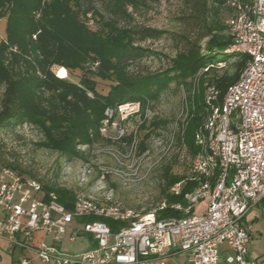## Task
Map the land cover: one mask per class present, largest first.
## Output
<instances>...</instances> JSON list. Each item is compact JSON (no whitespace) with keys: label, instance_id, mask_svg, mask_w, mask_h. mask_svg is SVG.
Wrapping results in <instances>:
<instances>
[{"label":"built area","instance_id":"1","mask_svg":"<svg viewBox=\"0 0 264 264\" xmlns=\"http://www.w3.org/2000/svg\"><path fill=\"white\" fill-rule=\"evenodd\" d=\"M226 4L232 42L225 52L247 58L222 99L220 89L207 79L209 66L192 78L193 92L203 95L204 115L195 134L198 150L189 173L196 185L186 193V204L165 198L148 210L136 211L109 193H82L69 210L55 191L45 192L39 180L0 167V239L9 248L32 252L37 264H166L172 253L184 256L188 264H219L223 249L231 252L227 264H263L246 257L250 232L242 220L264 200V0H226ZM194 98L186 101L185 121ZM140 110L137 100L108 107L101 133L124 144L123 138L133 134L128 147L136 149L142 121L130 132L127 122L140 116ZM97 169L101 179L110 172L125 179L133 175L103 164ZM180 191L181 182L171 187L172 193ZM201 202L205 210L196 213ZM166 208L180 210L184 216L160 218L159 212ZM91 215L98 218L81 220ZM102 218L125 225L113 230ZM88 235L92 244L80 251L69 252L62 245ZM19 261L31 264L29 256Z\"/></svg>","mask_w":264,"mask_h":264},{"label":"trees","instance_id":"2","mask_svg":"<svg viewBox=\"0 0 264 264\" xmlns=\"http://www.w3.org/2000/svg\"><path fill=\"white\" fill-rule=\"evenodd\" d=\"M157 0H0V17L6 18V39L0 41V84L4 91L0 102V128L31 125L43 137L38 141L42 148L62 154L66 160L86 158L99 143H116L101 133L103 120L108 118L106 109L125 101H140L139 129L146 130L137 144V154L150 148V140L160 136L158 129L166 127L168 120L154 118L147 126V111L161 89L172 80L189 86L194 75L209 66L207 79L220 89V99L226 88L239 76L246 56H239L231 64L233 72L225 68L220 72L217 63L232 39L224 26L213 19L226 0H180V32H172L146 25H128V8H139ZM98 17L99 30L90 26V19ZM168 35L175 43V53L165 54L166 65L157 72L131 66L146 57L161 55L140 42L159 39ZM58 68L68 71L80 69L79 80L72 81L57 75ZM93 77L113 81L110 89L100 92ZM204 103L200 92L194 98L185 122L176 134L177 143L185 146L191 156L198 146L195 134L203 122ZM110 119H113L110 118ZM128 146L133 134L123 140ZM86 147V148H84ZM84 148V149H83ZM0 165L15 170L23 178L29 171L18 160H9L8 152L0 145ZM190 173V172H189ZM161 198L169 202L186 204L185 195L196 182L189 174H176L173 165L163 168ZM181 182L179 194L171 187ZM45 192L55 191L58 201L67 209L74 207L77 194L73 189L43 183ZM157 201V202H159ZM156 202V203H157ZM120 203V202H119ZM155 203V204H156ZM154 205V204H153ZM124 206V205H123ZM180 210L166 208L160 218H180ZM86 216L81 220H94ZM113 230L124 222L102 218Z\"/></svg>","mask_w":264,"mask_h":264},{"label":"rangeland","instance_id":"3","mask_svg":"<svg viewBox=\"0 0 264 264\" xmlns=\"http://www.w3.org/2000/svg\"><path fill=\"white\" fill-rule=\"evenodd\" d=\"M180 0H157L139 8H128V25H146L172 32H180L183 29L179 15ZM213 19L226 26L229 17V9L223 6ZM98 17L90 19V26L99 30ZM228 33V28L226 29ZM6 39V18L0 17V41ZM161 55L149 56L137 61L131 66V70L142 69L144 71L157 72L166 65L165 54L173 55L176 47L172 38L165 35L159 39H148L140 42ZM213 56L228 59L223 63H217L220 72L228 68L233 72L231 64L237 60L235 57L224 55L222 51L212 52ZM57 69V75L59 73ZM63 76L72 81H78L83 71L80 69L67 70ZM97 81L100 92L106 93L113 81L93 77ZM4 91L0 84V102ZM194 93V94H193ZM199 93L193 92L192 83L182 87L176 80H172L166 87L161 89L157 99L153 100L147 111V126L154 118L168 120L166 127H160V136L153 137L150 151L138 155L137 150H130L127 144L121 143H99L86 154V158H77L68 161L57 151L40 147L37 143L43 137L42 133L31 125L5 126L0 128V145L8 152L9 160H18L29 173L25 177H33L43 183L54 186H64L74 190L76 194L94 195L103 192L109 193L113 198L126 207L136 211L148 210L161 198V186L163 185V168L167 164L173 165L176 174L188 175L192 156L185 146L177 143L176 134L185 121L186 101L196 97ZM142 118L132 116L127 122L128 131L136 127ZM146 130L139 129V139ZM86 148V147H84ZM83 148V149H84ZM114 154H112V153ZM99 164L106 165L112 169L120 168L125 172H133L129 179L110 172L103 179L97 169ZM139 167L136 170V167ZM132 166L134 168L132 169ZM2 167V165H0ZM248 243V259H264V216L253 226ZM89 237V235L87 236ZM91 237V236H90ZM76 247L71 246L70 251ZM231 252L221 253L220 264H226L225 258ZM174 264H188L186 258L176 254L171 259Z\"/></svg>","mask_w":264,"mask_h":264},{"label":"crops","instance_id":"4","mask_svg":"<svg viewBox=\"0 0 264 264\" xmlns=\"http://www.w3.org/2000/svg\"><path fill=\"white\" fill-rule=\"evenodd\" d=\"M206 204L205 202H201L200 205L196 206L195 212L196 213H203L205 210ZM264 209V200L261 201L259 204L254 205L251 207L245 216L243 217V224L246 225L249 230L252 232L253 231V226L258 222L260 219L262 212ZM92 244L91 238L86 237V238H79L76 240V242H68L65 241L63 242V247L68 250L69 252H75V251H80L83 248H86ZM75 246L76 248L72 251H70V247ZM227 250L223 249L222 253H226ZM178 253H172L168 255L165 258L166 264H174V262L171 260L174 255ZM180 255V254H179ZM22 256H29L31 258V264H37V260L32 252H29L28 250H23L20 248L16 249H11L8 246V243L5 240L0 239V262L1 264H20V258ZM259 259L263 262L264 264V259L262 258H256ZM220 264V263H219ZM227 264V263H226Z\"/></svg>","mask_w":264,"mask_h":264},{"label":"bare ground","instance_id":"5","mask_svg":"<svg viewBox=\"0 0 264 264\" xmlns=\"http://www.w3.org/2000/svg\"><path fill=\"white\" fill-rule=\"evenodd\" d=\"M64 73H65V69L64 68H60L58 75L63 76Z\"/></svg>","mask_w":264,"mask_h":264}]
</instances>
